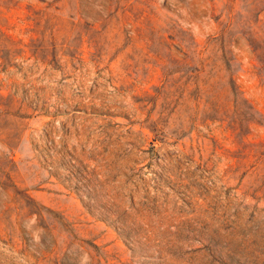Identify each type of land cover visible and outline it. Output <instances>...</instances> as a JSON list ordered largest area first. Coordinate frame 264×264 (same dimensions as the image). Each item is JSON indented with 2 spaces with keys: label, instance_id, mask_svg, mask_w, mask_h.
<instances>
[{
  "label": "rangeland",
  "instance_id": "obj_1",
  "mask_svg": "<svg viewBox=\"0 0 264 264\" xmlns=\"http://www.w3.org/2000/svg\"><path fill=\"white\" fill-rule=\"evenodd\" d=\"M0 264H264V0H0Z\"/></svg>",
  "mask_w": 264,
  "mask_h": 264
}]
</instances>
